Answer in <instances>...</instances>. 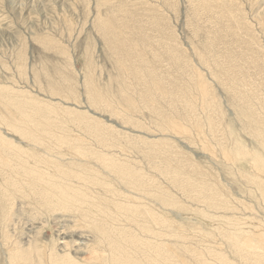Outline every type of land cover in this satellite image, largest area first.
I'll list each match as a JSON object with an SVG mask.
<instances>
[{"label":"rangeland","instance_id":"374dc122","mask_svg":"<svg viewBox=\"0 0 264 264\" xmlns=\"http://www.w3.org/2000/svg\"><path fill=\"white\" fill-rule=\"evenodd\" d=\"M199 75L209 83L206 100ZM230 79L249 87L234 89ZM246 88V103L264 112V0H0V116L16 129L0 123V141H14L26 158L56 161L42 159L49 168L40 180L63 184L68 194L60 202L70 207L45 215L31 186L22 177L25 192L16 190L0 162V193L15 191L9 199L0 194V264H13L29 249L44 259L67 232L70 248L62 249L63 240L58 254H72L80 264L96 263L100 254L111 264L113 233L138 230L120 215L123 210L113 211L130 189L107 162L112 159L153 180V195L131 197L140 208L150 206L155 220L166 215L171 264H245L237 251L245 238L264 240L258 164L264 136L243 117L248 111L236 90L245 94ZM14 105H23L24 115L32 111L33 121L24 124ZM41 126L48 134L41 143L25 136ZM102 181L121 192L118 200ZM99 193L114 200L105 216L89 213L96 228L73 207ZM104 217L113 225L111 238ZM150 224L157 229L153 219ZM30 238L38 239L36 249L28 247Z\"/></svg>","mask_w":264,"mask_h":264},{"label":"bare ground","instance_id":"6f19581e","mask_svg":"<svg viewBox=\"0 0 264 264\" xmlns=\"http://www.w3.org/2000/svg\"><path fill=\"white\" fill-rule=\"evenodd\" d=\"M243 60V59H242ZM254 61V60H253ZM254 64V63H253ZM230 71V70H228ZM239 72V71H238ZM229 74V73H228ZM229 81L232 82L233 84V88H236V85L240 88H245V86L248 84L246 82H243L242 84L237 82L235 79H233V81L230 79ZM223 85V84H222ZM227 85V84H226ZM198 86H199V90L202 93V97L206 100L207 97L209 96V83L207 82V80L202 76L199 75V81H198ZM249 87V86H248ZM253 88V87H252ZM237 89V88H236ZM214 90V89H213ZM252 90V89H251ZM247 88H246V93L243 94L244 89L242 90H236V94H238L239 96V100L242 101L244 105V110H247L248 112H244L245 115L243 117H247V120L250 124H255L254 130L253 132H255V134H259V135H263L264 136V123H262V125H257V124H261V122H264V117L263 114L264 112H261L258 109H255L254 107H252V105H248V103H246V99L248 94ZM250 93V92H249ZM7 95V94H6ZM194 96V95H193ZM2 99V98H1ZM97 99V98H96ZM245 100V102L243 101ZM6 101V100H5ZM99 101V99H98ZM10 102V101H9ZM9 104V103H8ZM188 104V103H187ZM193 104V103H192ZM210 104L208 103L206 106L209 107ZM16 106L15 110L19 113L20 118L22 119V122L24 124H26V118H28L30 121H33V117H31V113L32 111H28V115H24V113L26 112L24 109L23 105ZM191 108V107H190ZM248 108V109H247ZM262 110V109H261ZM34 112V111H33ZM3 113V112H2ZM243 113V111H242ZM243 113V114H244ZM196 114V113H195ZM242 114V115H243ZM4 115V114H3ZM7 115V113H6ZM35 115V113L33 114ZM208 117V116H207ZM45 118V117H44ZM3 119V121H2ZM38 120V119H37ZM29 121V122H30ZM5 122V124L9 127H11L12 130H16L15 128H13V120H9L6 116L1 117L0 116V123ZM34 123V122H33ZM38 123V122H37ZM36 123V125H37ZM28 124V122H27ZM40 124V123H39ZM48 124V123H47ZM50 124V123H49ZM27 126V125H26ZM35 126V125H30V127ZM168 127L171 129H174L175 131H180V126L175 123V122H171L169 121L168 123ZM48 128H51L50 126ZM53 128V126H52ZM202 130V129H201ZM35 131V134H34ZM34 131H30L29 133L31 135H27V132H24V134H26L25 136L27 138H29L31 141H36L38 143H41V140H44V136H46V132L45 129H42L38 127H35ZM51 131V130H50ZM0 134H3L0 131ZM36 135V136H35ZM38 135L40 136V138H38ZM48 135V134H47ZM56 137H58L56 135ZM52 138V137H51ZM61 138V137H59ZM58 139V138H57ZM62 140V139H59ZM43 142V141H42ZM60 142V141H59ZM227 142V141H226ZM264 144V142H263ZM56 145V144H55ZM7 147V150L6 148ZM56 148V147H55ZM226 148V147H225ZM23 147H19L17 146L14 141H11L9 139H5L2 136V140L0 141V162L7 168V172H9L11 174V178L8 177V179L13 180V186L16 188V190L19 188V191L23 188V186L25 185L24 183L27 182V184L29 185V187L27 186L28 189H30V186L32 188V193L34 196V199L36 200V202L40 205V209L45 211V215L48 214V216H50V214L54 213V211L56 210H63V209H67L69 210L70 207L68 205V203H61V196H67L68 192L64 190L63 188V184L61 183H57L53 180H45L44 182L40 180V173L44 170V168H49L48 165H46L42 159L52 165L54 164L56 161L52 160V159H48V158H43L42 159L39 157V155L34 154V155H29V157L26 158V156H22L24 153L28 154V152L26 151V149H24ZM11 151V153L9 154V152ZM242 151V150H241ZM33 154V153H32ZM236 155V154H235ZM20 157V158H19ZM25 159V160H23ZM234 159V157H233ZM259 159V158H258ZM259 167L261 172L264 174V160L259 159ZM108 163H110V165L112 166V170H114L118 175H116L122 182H124L127 187L130 189L129 190V195H126V199L124 202H116L115 208H114V212L115 211H120L123 210V212H121L120 215H123V217H126L127 219H129V221H131V226L138 229L137 231H134V233H128L126 235L125 232L127 231H123V232H114L112 237H116V239H113L110 241V246H113V259H110L111 264L114 262V264H171L170 257L168 256L167 253L168 251V245L166 243V239L165 236L168 234V230H169V221L166 217V215L164 217L161 218V220L154 219V211L153 209L150 208V206L146 205L145 208H140L141 205H137L138 201L137 200V204L132 200L131 194L134 195L133 198L138 197L140 194L145 195L146 194H150L151 192V177H148V174H143L140 171L136 170L135 168L129 166L130 164H122L120 166V163L116 162L115 159H112L111 161H107ZM36 164H41V166H37L38 169H36ZM68 168V167H67ZM257 173V172H256ZM261 174V173H260ZM259 174V175H260ZM23 177L24 179V183L22 184L20 181V179ZM131 178H134L135 180H131ZM95 179L94 176L89 175V177L87 178V180H93ZM6 180V179H5ZM41 181L43 184L42 185H37V186H33L32 182L35 183L37 181ZM96 180V179H95ZM119 180V181H120ZM127 180V182H126ZM131 180V181H130ZM261 181V179H260ZM264 182V180H263ZM102 183L105 185L103 190H107L110 196H114L117 200L120 198L119 196H121V192H118L115 190L114 186L112 184H110V182L108 183L107 181H102ZM22 184V185H21ZM260 185L262 184V182L259 183ZM153 186V185H152ZM212 186V185H211ZM264 185L262 184V186L260 187L261 189L263 188L264 190ZM26 187V185H25ZM91 188V187H90ZM23 190V189H22ZM26 190V189H25ZM102 190V191H103ZM120 190V189H119ZM100 191V192H102ZM104 191V192H105ZM106 191V192H107ZM161 191V190H158ZM157 191V193H158ZM15 191H12V189L10 187H8V189H3L2 193H0L1 195H4V198L9 199L10 196H13L12 194H14ZM25 191L23 190V193ZM117 192L119 193V196L117 195ZM154 192V191H153ZM29 193V192H28ZM31 193V194H32ZM154 194V193H153ZM150 194V195H153ZM161 194V193H159ZM165 194V193H164ZM163 194V195H164ZM209 194V193H208ZM262 199L264 200V192L262 194ZM27 196V195H26ZM82 196V194H81ZM124 196V195H123ZM129 196L131 197L129 199ZM157 196V195H156ZM160 196V195H159ZM3 197V196H1ZM125 197V196H124ZM32 198V197H30ZM107 198H110L107 196ZM105 197H102L100 195V193L98 194V197L96 196H87L85 198H82L81 200H79V204L80 206L75 210V205L73 207V210L75 212H77L79 214V216H83L84 221L87 222V224L89 223L90 225H95L96 228L99 227L98 224H95L94 222L96 221L95 218H93V216H91L90 214H95L96 217L98 216H105V214H107L111 209L110 207V201H112V199L109 201ZM122 198V197H121ZM123 199V198H122ZM129 199V200H128ZM137 199V198H136ZM114 200V199H113ZM124 200V199H123ZM210 200V199H209ZM212 200V199H211ZM5 201V200H4ZM9 201V200H8ZM7 201V203H8ZM165 201V199L163 200V202ZM215 201V200H214ZM31 202V201H30ZM34 202V201H33ZM6 203V202H5ZM29 203V202H28ZM32 203V202H31ZM113 203V201H112ZM115 203V202H114ZM122 203V204H121ZM124 203V204H123ZM165 203V202H164ZM10 204V203H9ZM30 204V203H29ZM27 205L30 207V205ZM36 205V204H35ZM114 205V204H113ZM216 206V204H214ZM11 206V205H10ZM37 206V205H36ZM107 206V207H106ZM143 207V206H142ZM200 207V206H199ZM5 208V207H3ZM9 209V208H8ZM202 210V209H201ZM12 211V210H11ZM36 211H40V210H36ZM126 212H128L129 214H126ZM9 213V212H8ZM42 213V212H41ZM40 213V214H41ZM90 213V214H89ZM119 213V212H118ZM37 214H39L37 212ZM36 214V216H37ZM39 214V215H40ZM43 214V213H42ZM41 214V215H42ZM62 214V213H61ZM117 214V212H116ZM38 215V216H39ZM56 215V214H55ZM164 215V214H163ZM116 216V215H115ZM119 216V215H118ZM157 216V215H156ZM162 216V214H161ZM34 217V215H33ZM40 218V217H39ZM106 218V217H104ZM103 218V219H104ZM110 218V217H109ZM147 218L145 221L144 219ZM32 219V218H31ZM82 219V218H81ZM102 219V218H100ZM125 219V218H124ZM154 220V222H156L157 224V229H155V225L150 224L151 220ZM23 220V219H22ZM21 220V221H22ZM25 220V219H24ZM35 220V218H34ZM111 220V219H110ZM118 220V218H117ZM214 220V219H213ZM26 221V220H25ZM28 221V220H27ZM32 221V220H31ZM49 221V220H48ZM83 221V222H84ZM99 221V220H98ZM248 221V220H247ZM24 222V221H23ZM33 222V221H32ZM56 222V221H55ZM69 222V221H68ZM97 222V221H96ZM106 224H107V230L105 231V236L111 238V229L113 228L112 224L109 222V220L106 218ZM52 223V222H51ZM61 223V222H60ZM104 223V222H103ZM113 223V222H112ZM119 223L121 224V220L119 221ZM130 223V222H129ZM14 224V223H13ZM27 224V222H26ZM31 224V223H30ZM34 224H37L36 222H34ZM68 224V223H67ZM127 224V223H126ZM125 224V226H126ZM23 225V224H22ZM73 225V224H71ZM77 225V224H76ZM86 225V224H84ZM83 225V226H84ZM115 225V224H114ZM28 226V225H27ZM26 226V227H27ZM31 226V225H30ZM34 226V225H33ZM38 226V225H36ZM101 226V225H100ZM104 227V225H102ZM101 226V227H102ZM120 226V225H119ZM118 226V227H119ZM123 226V227H125ZM60 227V225H59ZM58 227V229H59ZM68 227V226H67ZM86 227V226H85ZM106 227V226H105ZM117 226L115 225V228ZM122 227V228H123ZM171 227V226H170ZM22 228V227H21ZM35 228V227H34ZM63 228V227H62ZM66 228V227H64ZM71 228V227H70ZM129 228V227H128ZM172 228V227H171ZM32 229V228H31ZM73 229V228H72ZM76 229V228H75ZM94 229V228H93ZM118 229V228H117ZM168 229V230H167ZM30 230V229H29ZM69 230V227H68ZM99 230V229H97ZM104 230V229H102ZM25 231V230H24ZM34 231V230H32ZM31 231V232H32ZM62 231V230H61ZM67 231V230H66ZM77 231V230H76ZM249 231V230H248ZM252 231V230H251ZM259 231V230H258ZM27 232V231H26ZM25 232V233H26ZM74 232V231H71ZM100 232V230L98 231ZM131 232V231H130ZM263 232V231H262ZM29 233V232H28ZM42 233V232H41ZM69 234V232H67ZM85 234V232H83ZM103 233V232H102ZM243 233V232H242ZM264 233V232H263ZM33 234V232H32ZM66 233H61V237L60 239L65 240L63 242V240L61 242L66 243V245H64L62 247V249H69L70 248V244L67 245L68 243H70L71 241H69L68 239V243H67V237L66 235H68ZM71 234V233H70ZM73 234V233H72ZM75 234V233H74ZM101 234V233H100ZM248 234V233H247ZM251 234V233H250ZM254 234V233H252ZM11 235V234H10ZM24 236V234H22ZM27 235V234H26ZM57 235V234H56ZM55 235V236H56ZM78 235V234H77ZM102 235V234H101ZM236 235V234H235ZM244 235H246V233H244ZM29 236V235H28ZM33 236V235H32ZM36 237V235H34ZM33 236V237H34ZM59 236V235H58ZM73 236V235H71ZM81 236V234L79 235V237ZM238 236V235H237ZM9 237V236H8ZM21 237V236H20ZM27 237V236H26ZM83 237V235H82ZM81 237V238H82ZM95 237H98L97 235H95ZM58 238V237H57ZM56 238V239H57ZM73 238V237H72ZM76 238V237H75ZM85 238V236H84ZM28 239V238H27ZM35 239V238H34ZM74 239V238H73ZM72 239V240H73ZM104 239V237H103ZM30 240H32L30 238ZM38 239H36V241L31 242V244L28 247H34L36 249L35 246H38L39 243L37 242ZM42 240V239H41ZM59 240V239H58ZM99 240V239H98ZM108 240V239H107ZM106 240V241H107ZM261 241H259V239H257L255 236H249L248 238H245V246L243 248H238L237 246L241 243H239L237 246L235 245V247H237V251L238 253H240L244 258H245V264H264V240L260 239ZM11 241V240H10ZM14 241V240H13ZM12 241V243H13ZM23 241V240H22ZM104 241V240H103ZM30 242V241H29ZM61 242L58 245L59 247L61 246ZM75 242V241H74ZM100 242V241H99ZM230 242V241H229ZM232 244H235L234 240L232 241ZM11 243V242H10ZM80 243V242H79ZM8 244V243H6ZM18 244V243H17ZM20 245V244H18ZM76 244V243H75ZM78 244V243H77ZM105 244V243H104ZM231 244V245H232ZM15 245V244H13ZM28 245V243H27ZM33 245V246H32ZM41 245V244H40ZM45 245V244H44ZM82 245V244H81ZM85 245V244H84ZM88 245V244H87ZM99 245V244H98ZM103 245V244H101ZM43 246V245H42ZM58 246H55V242H54V248L52 249V251L50 252V254H48V256L44 259H40L38 257V254L36 253L34 256L30 255V250H21V253L14 259H13V264H16L17 262H19L20 264H23V262L25 264H31V262L33 261H41L44 262L46 261L47 264H80L79 261L77 262L76 260H74L72 258V254H68V253H64V254H58L57 252V248ZM72 246V245H71ZM89 246V245H88ZM97 246V245H96ZM106 246V245H105ZM168 246V247H167ZM240 246V245H239ZM9 247V244L8 246ZM20 247V246H19ZM27 247V248H28ZM45 247V246H43ZM110 247V248H111ZM14 248V246L12 247ZM16 250H19L18 247ZM14 248V249H15ZM108 248V247H107ZM106 248V249H107ZM11 249V248H10ZM9 249V250H10ZM45 249V248H43ZM48 249V248H47ZM93 249V247H92ZM97 249V248H96ZM100 249V248H99ZM103 249V248H102ZM105 249V248H104ZM15 250V252H16ZM39 250H41L39 248ZM64 250V251H65ZM98 250V249H97ZM111 250V251H112ZM37 251V250H35ZM92 251V250H91ZM94 251V250H93ZM106 251V250H105ZM112 251V252H113ZM170 251V249H169ZM40 252V251H39ZM100 252V251H98ZM107 252V251H106ZM13 254V252H11ZM33 253V252H32ZM49 253V252H48ZM10 254V253H9ZM16 254V253H15ZM14 254V255H15ZM41 254V253H40ZM104 254V253H103ZM93 255V254H92ZM95 255V254H94ZM108 255V253H107ZM170 255V254H169ZM9 257L8 262L10 261V256L7 255ZM13 256V255H12ZM40 256V255H39ZM6 257V256H5ZM109 257H104L100 254L96 255L95 258H98V261L96 263L93 264H110L109 262ZM172 257V256H171ZM238 257V256H237ZM242 257V258H243ZM91 258V257H90ZM89 258V259H90ZM112 258V257H111ZM8 259V258H6ZM76 259V258H75ZM92 259V258H91ZM234 260V259H233ZM83 261V260H82ZM237 261V260H236ZM22 262V263H21ZM29 262V263H28ZM45 262V263H46ZM184 262V261H183ZM18 263V264H19ZM82 263V262H81ZM181 263V262H180ZM185 263V262H184ZM38 264V263H37ZM91 264V263H89ZM243 264V262H242Z\"/></svg>","mask_w":264,"mask_h":264}]
</instances>
